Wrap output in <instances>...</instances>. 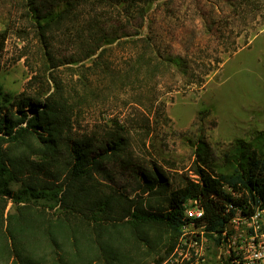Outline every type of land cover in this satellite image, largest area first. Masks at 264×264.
I'll return each instance as SVG.
<instances>
[{
    "label": "rangeland",
    "instance_id": "374dc122",
    "mask_svg": "<svg viewBox=\"0 0 264 264\" xmlns=\"http://www.w3.org/2000/svg\"><path fill=\"white\" fill-rule=\"evenodd\" d=\"M108 28L117 38L98 65H92L98 53L88 56L76 32L54 37L49 46L59 78L77 88L86 75L92 87L76 131L126 130L128 148L102 164L101 181L147 207H166L172 190L199 178L198 166L217 176L248 156L264 159V8L257 1L153 0L145 18H121ZM43 54L21 0H0L4 90L45 89L43 77L32 78ZM175 58L180 65L170 62ZM153 169L166 186L143 191L142 172ZM170 255L143 264H172ZM206 264H228L214 237Z\"/></svg>",
    "mask_w": 264,
    "mask_h": 264
},
{
    "label": "trees",
    "instance_id": "16d2710c",
    "mask_svg": "<svg viewBox=\"0 0 264 264\" xmlns=\"http://www.w3.org/2000/svg\"><path fill=\"white\" fill-rule=\"evenodd\" d=\"M152 1L21 0L44 53L32 78L43 77L46 88L14 95L0 75V264H143L154 255L160 263L178 243L190 200L200 201L207 229L219 235L229 219L227 204L264 207V159L253 156L217 176L198 166L199 178L172 190L166 207H147L99 179L102 164L128 148L126 130L76 131L92 87L86 75L77 88L59 78L49 46L54 37L76 32L88 56L98 53L92 64L98 65L117 38L109 22L145 18ZM255 1L264 8V0ZM165 186L158 169L142 172L143 191Z\"/></svg>",
    "mask_w": 264,
    "mask_h": 264
},
{
    "label": "built area",
    "instance_id": "2783aa9c",
    "mask_svg": "<svg viewBox=\"0 0 264 264\" xmlns=\"http://www.w3.org/2000/svg\"><path fill=\"white\" fill-rule=\"evenodd\" d=\"M225 213L229 219L219 235L207 229L205 209L198 199L186 203L181 233L169 261L206 264L210 238L214 237L228 264H264V207L255 206L250 211L227 204Z\"/></svg>",
    "mask_w": 264,
    "mask_h": 264
}]
</instances>
